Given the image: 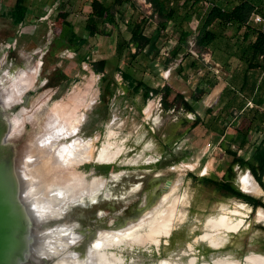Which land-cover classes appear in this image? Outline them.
<instances>
[{
	"label": "rangeland",
	"instance_id": "rangeland-1",
	"mask_svg": "<svg viewBox=\"0 0 264 264\" xmlns=\"http://www.w3.org/2000/svg\"><path fill=\"white\" fill-rule=\"evenodd\" d=\"M15 1L0 0V75L8 71L10 73L18 72L26 68L28 64L39 61L40 78L53 77L63 73L65 76L71 77V82L42 91L36 99L31 100L29 109H27L31 117L29 122L31 128L27 130L25 136L23 134L25 126L20 124L19 128H13V121L17 117H12V127L9 132L10 137L14 134L13 139L15 140L12 142V150L19 153L32 138L39 134V124L36 118L38 113L45 116L51 106L53 109L58 104H67V100L71 96H85L87 104L84 109H81L84 118L83 125L89 118V135L94 138L100 137L98 143H94L95 148L107 142V136L112 131L117 134V142L125 141L126 152L117 162L119 165L117 172L125 171V174L121 177L122 179L108 183L106 192L111 193L110 198H105L98 205L75 209L67 222L69 224L77 223L78 230H87L90 234L108 230L106 225L109 221L114 220V214L126 210V216L132 215L146 193H151L155 186L162 185L168 180L179 183L176 196L180 199L184 197V203L181 202L182 204L178 205L170 236L161 238L159 246L148 244L145 247H136L120 252L124 257L125 264H158L163 260H168L170 264H190L192 258L195 259V264H217V258H231L230 264H243L245 257L252 253H262L261 255L264 257V219L260 217L261 210L264 214V209L258 208L253 211L245 203L246 208L241 209V213L244 215L236 217L243 223L242 227L230 234L227 233V240L221 248L216 250L210 247L209 241L197 240L205 232V222L209 217L220 215L224 206L229 209L234 208L240 201L224 198L213 189L195 183L189 176L193 174L217 180L226 178L228 172L225 167L231 158L225 154L221 156L220 152L214 150L213 135L208 134L203 128L196 133L191 131L186 139H182L176 144L179 134L191 129V125L177 127L179 120L183 117L192 122L195 120V115L186 111L180 100L176 101V95H184L186 101L194 104L192 97L197 95V88H201L204 91L200 95L201 107L196 109L203 117L209 110L205 106V101L208 100L207 94L211 88L208 79L211 78L206 75L203 66H207L205 62L211 65L212 60L206 49H201L196 45V36H191L188 39V51L192 56L185 59L184 65L187 66L185 70L178 69L179 64L183 61L182 57L172 60L167 67L164 65L166 57L172 53L179 39V33L172 25L169 26L170 28L165 34L166 38L163 37L161 40L160 58L153 60L154 53L147 54L148 56L142 54L136 61H133L125 50L119 60L118 48L121 41L118 38V31L125 33L129 38L127 27L121 22L119 14L116 16L119 29H115L111 36L97 35L90 38L85 30L86 20L91 11L90 0H30L31 14L28 15V23L17 28L2 17V13L10 10ZM131 1L133 2L131 9L136 16H148L155 24L147 29V34L152 33L158 23L164 22L159 15L153 16L154 8L148 0ZM62 5L66 11L71 12L69 20L75 24L78 35L88 39V45L77 55L65 45L55 44L62 28V18L59 14ZM107 26L109 29L112 28L110 23ZM150 50L148 48L147 53ZM84 58H90L91 61L107 59L110 61L111 68L118 62L123 69L131 67L135 76L142 78L154 88L170 87L173 93L168 97L167 102L172 105V108L165 109L163 94L153 96L146 104L143 103L141 96L134 98L128 96L123 90L124 82L120 85L117 81V74L115 76L116 85H112L114 95L106 94L104 98L109 103L107 112L100 90L102 75L95 74L88 63L84 62L81 67H78V60ZM193 61L198 63L195 68L191 67ZM202 77L206 81L201 82ZM118 78H122V76L120 75ZM56 102L58 103L55 104ZM149 102L153 103L151 117H147L145 114ZM89 107L90 109H88ZM97 129L99 130L96 131ZM100 129H102L101 133ZM251 153L252 151L249 152V156ZM239 154L243 156L245 153L240 152ZM148 157H152L155 162L145 164L144 159L146 160ZM136 159L141 162L135 166L125 163ZM236 167L234 168L235 174L229 181L240 189L239 178L242 173L249 170L236 169ZM112 170L114 169L111 168L110 171ZM92 177L89 175L88 179L90 180ZM106 178L109 177L106 176ZM136 185L141 186V189L134 194H128L129 189ZM112 197L119 198L120 201H116L114 204L111 200ZM256 198L264 199V190ZM100 211L104 213L103 226H98L99 224L95 223L97 221L95 215ZM178 213L179 215H177ZM115 222L120 223L119 227L123 225L124 220ZM116 223L115 225H117ZM203 247L212 252L205 255ZM182 252L185 254L183 255Z\"/></svg>",
	"mask_w": 264,
	"mask_h": 264
},
{
	"label": "bare ground",
	"instance_id": "bare-ground-1",
	"mask_svg": "<svg viewBox=\"0 0 264 264\" xmlns=\"http://www.w3.org/2000/svg\"><path fill=\"white\" fill-rule=\"evenodd\" d=\"M39 66L40 62L37 61L18 72L8 71L0 75V92L5 106L14 103L23 93L34 87V81L40 73ZM67 101V104H58L56 108L50 107L39 129L40 135L31 139L19 155L14 157L18 170L13 169L9 173L14 184V193L18 194V201L23 211L40 220L61 214L65 209L81 205L85 201H94L102 193L109 198L111 193L106 192L108 183L118 181L125 172L112 173L110 178L97 175L87 180L83 173L77 171L90 162H95L97 165L116 164L115 162L126 152L125 141L117 142V134L112 131L107 136L108 141L95 148L94 143L98 137L83 138L78 133L84 121L81 109L87 104L85 96H71ZM152 111L151 102L145 109L147 117H151ZM29 119V110L25 109L23 115L19 114L13 121V128H19L20 124L27 123ZM144 161L145 164L155 162L152 157ZM139 162L141 161L136 159L125 163L135 166ZM239 183L244 191L252 195L258 196L262 193L261 187L249 172L241 174ZM178 185V182H172L153 208L142 213V216L128 226L98 232L95 240L88 244L84 258L77 250L79 246L77 239L82 238V235L77 232L76 226H60L44 233L43 236L36 238L34 244L37 264H49L54 257L56 258L54 264H125L120 252L145 247L148 244L159 246L161 238L170 236L178 205L184 203V197L180 199L176 196ZM166 186L163 185L164 188ZM138 189L139 186L132 192L135 193ZM244 208H246L245 204L240 202H237L234 208L229 209L224 206L220 215L206 220L205 232L197 240L209 241L210 247L216 250L221 248L228 234L242 227L243 223L236 217L244 215L241 213V209ZM260 217L264 219L262 210ZM261 254L247 255L245 264H264V257ZM216 260L217 264H230L232 261L231 258ZM195 262L194 258L190 259V264ZM158 264H170V262L163 260Z\"/></svg>",
	"mask_w": 264,
	"mask_h": 264
},
{
	"label": "trees",
	"instance_id": "trees-1",
	"mask_svg": "<svg viewBox=\"0 0 264 264\" xmlns=\"http://www.w3.org/2000/svg\"><path fill=\"white\" fill-rule=\"evenodd\" d=\"M30 0H16L10 10L3 12L2 17L9 20L14 27H21L25 24L28 15L31 13ZM153 6V16L159 15L163 20L156 25L155 30L147 34V29L155 24L151 22L148 16H136L132 11L131 0H90L91 11L86 20L85 30L90 38L97 35L111 36L115 29H119L116 19L117 14L121 16V22L126 25L129 38L125 33L118 31V38L121 44L118 48V58L121 60L122 52L126 50L131 60L136 61L142 55L154 53L156 60L161 56V40L166 38L169 26L179 33V39L172 53L166 57L164 65L167 67L172 60L182 57L184 60L191 57L188 51L191 36H196V45L201 49H207L215 40L221 38L218 32L226 31V29L234 28L237 34L227 38L235 45H247V54L243 56L249 64V70L261 69L264 62V24L262 28L251 25L252 19L256 15L264 17V5H258L253 0H148ZM62 3V2H61ZM211 3L212 5H209ZM59 12L62 18V28L60 35L55 44L67 46L69 50L76 55L88 45V39L78 35L76 26L69 20L70 11H66L63 5ZM255 20V18H254ZM112 28H108V24ZM255 39V40H254ZM148 48L151 50L148 51ZM195 60V59H194ZM88 63L92 67V71L97 75H102L100 82L101 96L108 112L109 103L106 102L105 95H114V85H116L115 76L120 74L124 81L123 90L125 94L134 98L141 96L143 103L146 104L149 99L158 94H163V102L165 109L172 108L167 102L168 97L173 93L168 86L164 88H154L142 78L135 76L131 67L121 68L119 63L111 68L110 61L102 59L99 61H91L90 58L79 59L77 64L81 67L83 63ZM197 62L193 61L191 67L195 68ZM205 68V67H204ZM61 75H64L61 73ZM113 85V86H112ZM204 91L197 88V95L192 97L194 102L200 100V95ZM176 101L180 100L183 108L188 112H194L193 104L186 101L185 96L176 95ZM107 104V105H106ZM253 117L246 120L243 117L239 129L242 136L248 137L256 128V123H264V113H260L258 109L251 110ZM261 114V115H258ZM195 125L192 126L194 128ZM226 154L231 158V162L227 165L228 174L225 179L215 180L210 177H198L190 174V178L195 183H200L206 187L213 189L216 193L224 198L236 199L250 206L253 211L258 208L264 209V199L256 198L241 192L230 180L233 177L235 166L240 169L249 170L259 186L264 190V144L255 147L250 158L239 156L236 151L231 148L226 150ZM204 254L212 252L208 248H202Z\"/></svg>",
	"mask_w": 264,
	"mask_h": 264
},
{
	"label": "crops",
	"instance_id": "crops-1",
	"mask_svg": "<svg viewBox=\"0 0 264 264\" xmlns=\"http://www.w3.org/2000/svg\"><path fill=\"white\" fill-rule=\"evenodd\" d=\"M253 2L264 5V0H253ZM254 18L251 25L262 28L263 24L257 23ZM28 19L29 17L25 23H28ZM218 32L222 35L221 38L212 42L206 49L212 64L209 65L204 61L207 66H203L206 75L211 78L208 79L211 84L207 94L208 100L205 101V106L209 110L203 117L196 109L201 105V98L193 104L195 111L192 113L195 115V120L192 122L185 117L179 120L177 127L191 125V129L179 134L176 144L180 140L186 139L191 131L196 133L205 128L208 134L213 135L214 150L220 152L221 156L227 155L226 150L231 148L239 156H241L240 152H244L243 157L250 158L255 147L264 144V123L257 122L256 129L245 139L239 127L244 116L246 120L254 116L251 110L258 109L260 113H264V62H262L261 69L249 70L248 61H246L248 56L245 55V59H243L247 45H235L227 38L237 34V30L229 28L226 31H221L219 29ZM185 61L184 59L181 61L179 70H185L187 67L184 65ZM202 81H206L204 77L201 78ZM193 125H195L194 128H192ZM250 151L252 153L249 156ZM226 168L227 166L225 170ZM236 169H240V167L237 166Z\"/></svg>",
	"mask_w": 264,
	"mask_h": 264
},
{
	"label": "water",
	"instance_id": "water-1",
	"mask_svg": "<svg viewBox=\"0 0 264 264\" xmlns=\"http://www.w3.org/2000/svg\"><path fill=\"white\" fill-rule=\"evenodd\" d=\"M24 94L18 100H21ZM3 105L0 92V264H37V254L34 252L36 238L55 230L56 227L66 226L58 224L51 228L52 230H44L42 226L45 222L58 221L61 215L46 217L43 220L36 219L26 214L19 204L18 194L14 193V184L9 176V173L18 167L14 157L19 153L12 150V141L9 139L11 125L6 119ZM171 184V181L167 182V186L163 188L164 193ZM239 190L256 197L241 187Z\"/></svg>",
	"mask_w": 264,
	"mask_h": 264
},
{
	"label": "flooded vegetation",
	"instance_id": "flooded-vegetation-1",
	"mask_svg": "<svg viewBox=\"0 0 264 264\" xmlns=\"http://www.w3.org/2000/svg\"><path fill=\"white\" fill-rule=\"evenodd\" d=\"M71 82V77H67L65 75H61V73L57 76H51V77H48V78H40L39 76L36 78V83L34 84V87L32 89H30V91H27L24 96L21 98V100H17L18 102H14V103H10V105H3V108H4V112H5V116H6V119L8 120V122L10 123L11 127H12V117L13 116H18L19 114L22 116L23 115V111L25 109H29V105H30V102L31 100H34L36 99V97L42 92V91H46L47 89H54V87H60L62 86L64 83H69ZM50 109V108H49ZM49 112V111H48ZM47 112V113H48ZM47 113L45 114V116H42L40 115V113L37 114L36 118H37V121H38V124H39V129L41 127V124L43 122V120L46 118V115ZM32 116V114H31ZM88 116V115H87ZM31 120V117L30 119L27 121V123H23L22 126H25L24 127V136L26 135L27 133V130L31 128V125L29 124ZM88 122H89V118L87 119V122L85 125L82 126V129L80 131V136L83 137V138H88V137H93V136H90L89 135V131H88ZM99 129H97L96 131H98ZM102 132V129H100V133ZM40 135V130H39V134L36 136L38 137ZM101 135V134H100ZM34 137V138H36ZM99 138L98 137V140L96 141L98 143L99 141ZM9 139L14 142L15 140L10 137V133H9ZM33 139V138H32ZM69 141V140H68ZM66 140V142H68ZM98 148V147H97ZM23 150V149H22ZM20 150V152L22 151ZM19 152V153H20ZM19 155V154H18ZM118 162V161H117ZM117 162H115L116 164H110V165H97L95 162H93L94 164H84L83 166H81L80 168H78L77 171H79L80 173H83L85 176H86V179H88L89 175H92V176H102V177H106L108 176L109 178L111 177L112 173H118L117 171L118 168H119V165H117ZM112 165V166H111ZM112 169V171H110ZM112 172V173H111ZM122 172V171H121ZM125 174V173H124ZM124 176V175H123ZM91 180V179H90ZM113 182V181H112ZM168 180L165 181V185L167 184ZM157 185L155 186V188H153L154 190L151 192V193H146L144 196V198L142 199V201L140 202V204L138 205V207L136 208V210L134 212H132V215L130 216H126L125 215V210L121 211L120 213H117V214H114L113 215V219L114 220H111L109 221V223L106 225V228L108 229V231H112V230H116V229H119V228H124L126 226H128L130 223L136 221L140 216H142L146 211H148L149 209L153 208V206L157 203L159 197H161L164 192H163V185ZM139 185H136V186H132L130 189H129V192L128 194H134V192H132V190L136 187H138ZM160 186V187H159ZM141 189V186H139V189L138 191ZM137 191V192H138ZM157 191V192H156ZM131 192V193H130ZM136 193V192H135ZM148 196V197H147ZM105 198H108L105 193H102L96 200L94 201H85L83 204L81 205H75V206H72V207H69L67 209H65L60 215V220L58 221H52V220H49L47 222H45L43 224V228L44 230H48V229H51V228H54L55 225H65V226H69V227H74L76 226L78 228V225L77 223H73V224H69L67 221H69V219L71 218V215L73 213V211L76 209H79V208H85L86 206L88 205H98L100 202L104 201ZM110 198V197H109ZM111 200H113L112 202L114 204H116V201H120L119 198H111ZM96 201V202H95ZM155 202V204H153V202ZM143 213V214H142ZM142 214V215H141ZM117 215V216H116ZM95 218H96V222L95 223H98L99 225L98 226H103V222H102V219L104 218V213L102 211L98 212L96 215H95ZM118 220H124V223L123 225L119 226L118 227V223H116L115 221ZM65 222V224H63ZM115 223L117 225H115ZM52 224V225H50ZM50 225V226H49ZM118 227V228H117ZM112 228V229H111ZM115 228V229H114ZM102 229V228H101ZM78 230V229H77ZM77 232H79L81 235H82V238H78L79 240L77 241L79 243V246L77 247V250L78 252H80L82 258L85 257V251L88 249V244H91V242L93 240H95V238L97 237V233H93V234H90L89 231L87 230H84V231H80L78 230ZM182 254L184 255L185 253L182 252ZM207 255V254H205ZM51 259V258H50ZM198 259V258H197ZM245 260V259H244ZM56 262V258H52L49 262V264H54ZM212 262V261H211ZM209 263V262H208ZM243 264H245V261H243Z\"/></svg>",
	"mask_w": 264,
	"mask_h": 264
},
{
	"label": "built area",
	"instance_id": "built-area-1",
	"mask_svg": "<svg viewBox=\"0 0 264 264\" xmlns=\"http://www.w3.org/2000/svg\"><path fill=\"white\" fill-rule=\"evenodd\" d=\"M208 2H210L211 0H206ZM209 5H212L211 3H209ZM255 21L257 23H260V24H264V17L261 16V15H256L255 16ZM120 76V74L117 75V81L119 82L120 85H122V83L124 82L122 78H118ZM150 103V102H149ZM251 105V104H250Z\"/></svg>",
	"mask_w": 264,
	"mask_h": 264
}]
</instances>
